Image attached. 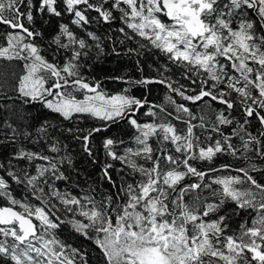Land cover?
Here are the masks:
<instances>
[{"label": "snow or ice", "instance_id": "snow-or-ice-1", "mask_svg": "<svg viewBox=\"0 0 264 264\" xmlns=\"http://www.w3.org/2000/svg\"><path fill=\"white\" fill-rule=\"evenodd\" d=\"M33 9L57 18L68 13L72 24L81 27L90 22L87 10L105 23L119 19L126 39L146 40L181 69L188 83L165 76V67L159 77H107L128 85H163L168 90L164 104L131 95L127 87L110 93L101 80L83 71L82 61L93 49L97 58L104 54L99 38L87 33L97 41L93 45L60 23L52 43L70 54L63 63L49 61L37 42L43 32L36 27ZM0 25L7 29L0 32V91L10 85L24 103H39L63 121H98L91 128H76L90 157L95 135L122 121L135 130L134 147L122 154L115 145L123 140L104 139L106 155L128 172L117 183L113 165L106 163L102 178L115 191L99 200L56 186V181L67 180L61 166L70 165L71 158L59 156V140L49 143L48 121L38 132L57 155L13 147V159L28 166L17 167L8 159L0 163V264H88L85 253L59 237L65 226L92 240L103 264H264V184L251 174L261 170L256 158L264 163V0H0ZM14 62H23L20 73ZM136 63L143 72L140 61ZM189 102L199 111L193 112ZM213 103L224 107L214 110ZM235 108L242 110L243 123L225 114ZM143 109L150 117L145 122L138 118ZM252 117L260 125L257 136L245 127ZM234 124L228 135L220 127ZM197 129L208 134L202 139ZM29 136L13 128L0 146L19 145L21 137ZM234 136L241 140L239 148L232 143ZM253 150L255 158L248 155ZM224 154L245 160L247 166L212 167ZM200 162L210 166L201 170ZM225 171L236 174H221ZM189 177L194 182L183 183ZM11 182L38 203L17 198ZM205 190L216 198L213 202L203 195ZM229 201L234 211L255 213L251 226L241 224L239 235L226 234L229 217L219 214Z\"/></svg>", "mask_w": 264, "mask_h": 264}, {"label": "trees", "instance_id": "trees-1", "mask_svg": "<svg viewBox=\"0 0 264 264\" xmlns=\"http://www.w3.org/2000/svg\"><path fill=\"white\" fill-rule=\"evenodd\" d=\"M34 15L38 18V23L36 27L38 30L43 32V36L38 38L37 42L42 50V54L49 61L63 63L64 59L70 54L67 50L60 49L56 50V45L52 43L54 37L58 34L59 24L66 23L69 25L70 30L74 32L78 37H83L88 40L89 43L95 44L97 41H93L91 37L87 36L88 32L94 33L99 39L98 42L104 48V54L97 58L95 49H93L89 56L82 61L83 71L86 77H95L97 80H101L104 84L105 89L110 92H118L123 88L127 87L131 95L137 97H143L147 95L148 100L154 104H164L165 95L168 90L160 84H151L147 86L139 85H128L120 82H113L107 77L123 75L131 78L132 80H138L143 77H159L160 72L163 71L165 67L168 71L164 73L165 76L171 77L173 80L180 81V83L187 84L188 82L184 79L181 69L173 65L167 60L166 56L159 50L148 45V42L139 36H135L133 39L128 40L125 38L123 33L119 32V28L125 27L119 19L113 20L111 22L105 23L102 19H98V13L94 10H87L86 15L89 17L90 22L84 27L72 24L73 17L65 13L62 17H51L44 14L38 13L33 9ZM118 15V13H114ZM251 14V13H250ZM254 15V14H251ZM47 21V22H45ZM6 27L0 25V32L6 31ZM130 33L131 30L126 29ZM123 41V43H121ZM64 42L67 39L64 38ZM145 44L147 47L141 49L140 45ZM115 49V52L113 51ZM129 49H135L137 51L129 52ZM119 53L117 55L116 53ZM137 60L140 61V66L143 68V72L139 71L137 68ZM223 62V58H222ZM22 63H13L12 67L17 73L22 71ZM159 70V71H158ZM6 92L0 91V141H4L6 136L12 134V129L15 128L18 131H27L30 136L25 139L20 138L19 145L8 144L7 147L0 146V163H4L6 159L12 160L13 164L17 167H27V161H19L13 159L12 148L23 146L29 151H41L48 155H57L51 153L49 147L43 139L40 138L38 129L44 123L48 121L52 127H48V141L49 143L55 140L60 141L61 151L59 156H68L71 158V164L69 165L65 162L61 166V171L67 176V180L56 181V186L61 191H70L74 195H94L97 200L101 198L102 195L108 194L115 189L102 178L101 169L106 163H111L113 169L111 174L113 179L119 183L122 176L126 175L128 169L124 167L121 162L113 161L110 157L106 155L105 149L103 148V141L106 137H111L117 141L123 140L124 143H117L115 145V150L122 154L126 147H134L133 136L135 130L132 129L126 122H119L118 124L112 125L107 131L101 132L95 135L90 143L93 155L90 157L84 150L80 139L76 138L79 133H76V128H91L97 125L98 121H93L91 119L87 121H82L79 124L72 121H63L58 115L51 113L49 110L43 108L39 103H24L21 98H18V94L12 91L10 85L6 86ZM78 98H81L77 94ZM178 101L179 97H174ZM189 107L192 108L193 112L199 111V106H193L189 102ZM224 106L213 103L212 108L214 110H220ZM147 109H143L138 113V118L141 122H145L150 119L144 115ZM169 110H172L169 108ZM226 115L234 121H239L243 123L242 110L240 108H235L233 110H226ZM210 118H214L213 114L209 113ZM178 127L183 128L184 125L179 121H173ZM198 123V121H194ZM11 125V128L9 127ZM237 125H221L222 131L228 135L231 133L233 127ZM247 131L252 135L257 136L260 131V125L255 117L249 118V124L245 126ZM73 129L72 133H69L67 129ZM197 134L201 135L203 139L207 132L197 129ZM213 136L219 138L217 134L212 133ZM241 135H245L241 133ZM245 139L247 136L245 135ZM232 143L239 148L241 145V140L238 137H232ZM169 147H171L169 145ZM255 146H253L254 149ZM242 151V149H241ZM249 156L255 158V151H250ZM139 163H144L143 160H139ZM255 162L261 169L259 172L251 173L261 184H264V163H262L258 158ZM37 163H46L37 161ZM229 163L233 168L246 167L247 164L243 159H237L231 155L224 154L217 157L212 167H218L221 164ZM147 166V165H146ZM197 166L201 170L207 169L210 165L206 162H200ZM124 168L123 172L117 171L118 169ZM29 171H32L29 168ZM221 174H232L235 172L225 171ZM195 178L189 177L183 183L194 182ZM11 187L17 198L26 197L30 203H38L34 198H32L29 193H27L23 188L11 182ZM213 187H217L213 185ZM242 188L248 187V185H242ZM95 191L92 192L91 190ZM205 197H208V202H213L216 198L211 197L208 190L203 192ZM191 194L185 199H190ZM235 204L233 202H227L223 207V210L219 213L220 215H227L229 217L227 223L229 225L226 230V234L239 235L241 224L247 221L248 226H251L252 218L255 213L251 210H237L234 211ZM215 218V216L210 217ZM59 237L71 244L75 248H79L83 253H85L88 260V264H103L101 251L98 246L92 241L81 237L79 234H75L71 231L70 227L65 226L58 233Z\"/></svg>", "mask_w": 264, "mask_h": 264}]
</instances>
